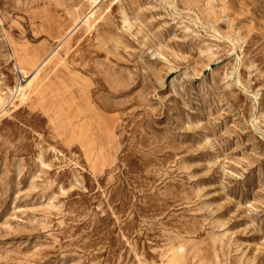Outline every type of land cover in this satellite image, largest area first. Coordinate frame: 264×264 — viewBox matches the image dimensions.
Segmentation results:
<instances>
[{"label":"rangeland","instance_id":"rangeland-1","mask_svg":"<svg viewBox=\"0 0 264 264\" xmlns=\"http://www.w3.org/2000/svg\"><path fill=\"white\" fill-rule=\"evenodd\" d=\"M0 264H264V0H0Z\"/></svg>","mask_w":264,"mask_h":264},{"label":"bare ground","instance_id":"bare-ground-1","mask_svg":"<svg viewBox=\"0 0 264 264\" xmlns=\"http://www.w3.org/2000/svg\"><path fill=\"white\" fill-rule=\"evenodd\" d=\"M88 17H89V16H88ZM86 21H87V19H86ZM42 63H43V62H42ZM42 63H41V64H42ZM21 69H22V68H21ZM38 69H39V66H37L36 70H38ZM22 72H23V74L25 73V71H24V70H22ZM25 74H26V73H25ZM25 76H26V75H25ZM30 79H31V78H30ZM32 79H33V78H32ZM30 81H31V80H30ZM30 81H29V82H26V83H28V84H27V86H29V85H30ZM27 86H26V87H27ZM26 87H25V88H26ZM20 88H21V87H20ZM21 89L23 90V89H24V87H22ZM19 90H20V89H19ZM20 92H21V90H20ZM21 93H22V92H21Z\"/></svg>","mask_w":264,"mask_h":264}]
</instances>
